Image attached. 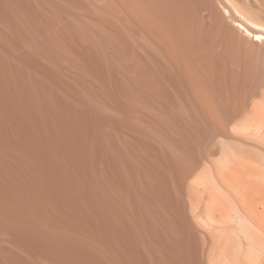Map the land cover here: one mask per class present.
Returning a JSON list of instances; mask_svg holds the SVG:
<instances>
[{"label":"bare ground","instance_id":"1","mask_svg":"<svg viewBox=\"0 0 264 264\" xmlns=\"http://www.w3.org/2000/svg\"><path fill=\"white\" fill-rule=\"evenodd\" d=\"M0 264H264V0H0Z\"/></svg>","mask_w":264,"mask_h":264}]
</instances>
